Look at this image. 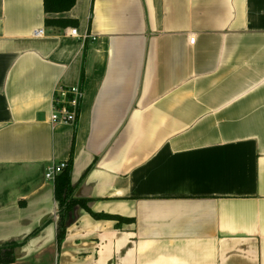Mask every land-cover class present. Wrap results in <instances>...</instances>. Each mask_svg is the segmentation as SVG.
I'll list each match as a JSON object with an SVG mask.
<instances>
[{
    "label": "crops",
    "instance_id": "crops-1",
    "mask_svg": "<svg viewBox=\"0 0 264 264\" xmlns=\"http://www.w3.org/2000/svg\"><path fill=\"white\" fill-rule=\"evenodd\" d=\"M75 85L76 123L51 124ZM70 157L74 195L129 220L76 206L58 245L45 171ZM7 242L1 264H264V0H0Z\"/></svg>",
    "mask_w": 264,
    "mask_h": 264
},
{
    "label": "trees",
    "instance_id": "trees-1",
    "mask_svg": "<svg viewBox=\"0 0 264 264\" xmlns=\"http://www.w3.org/2000/svg\"><path fill=\"white\" fill-rule=\"evenodd\" d=\"M75 0H44V10L47 13H59L68 11L74 5ZM47 23L54 25L68 26L75 24V21L64 18H47ZM72 165V157L69 158L66 167L58 173L53 181L54 193L57 201V227H56V240L59 245L64 238L67 227L73 221V212L77 207L87 211L92 217L96 219H113L129 220L128 218L120 217L117 215H110L106 213H97L90 209L88 199L79 198L74 195L76 189L72 185L70 179V172ZM93 166V163L87 168L86 172ZM18 245L16 242H7L0 245V264L10 263L14 261V248Z\"/></svg>",
    "mask_w": 264,
    "mask_h": 264
},
{
    "label": "built area",
    "instance_id": "built-area-1",
    "mask_svg": "<svg viewBox=\"0 0 264 264\" xmlns=\"http://www.w3.org/2000/svg\"><path fill=\"white\" fill-rule=\"evenodd\" d=\"M44 30L38 29L33 32L34 36L43 35ZM72 36L76 35V28L70 30ZM190 43L194 42V37L189 39ZM82 99V90L79 85L69 87H57L52 99L49 121L51 124H71L76 123L78 109ZM66 162L51 164L46 168L45 179L54 181L55 176L65 167Z\"/></svg>",
    "mask_w": 264,
    "mask_h": 264
}]
</instances>
